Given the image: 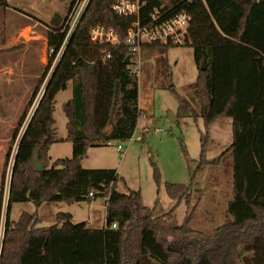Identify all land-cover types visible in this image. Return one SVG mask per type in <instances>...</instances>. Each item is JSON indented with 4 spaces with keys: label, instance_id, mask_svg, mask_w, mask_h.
I'll use <instances>...</instances> for the list:
<instances>
[{
    "label": "trees",
    "instance_id": "16d2710c",
    "mask_svg": "<svg viewBox=\"0 0 264 264\" xmlns=\"http://www.w3.org/2000/svg\"><path fill=\"white\" fill-rule=\"evenodd\" d=\"M142 1V19L156 9L163 19L180 12L191 16L186 45L193 48L198 67L194 85L202 102L201 112L196 113L191 102L177 94L171 74L166 80L178 96V119L201 116L205 121L199 169L220 166L229 152L233 155V196L226 221L216 229V245L192 263L184 262L185 250L170 249L160 237L154 210L144 204L140 190L119 191L115 169L83 167L90 147L128 142L143 112L139 77L133 73L137 54L125 43L137 17L117 15L112 9L114 0H89L70 35L67 18L56 14L48 24L49 62L58 60L14 156L0 264H264V0ZM8 7V0H0V9ZM3 24L0 54L12 50L2 48ZM97 25L116 31L121 42H93L90 31ZM204 61L206 69L201 68ZM70 82L72 97L62 106L67 137L60 139L55 127V98ZM39 87L28 101L13 138ZM225 117L232 119L233 141L221 155L208 159L210 130ZM64 140L72 142V157L52 161L51 146ZM37 152L44 165L42 172L35 169ZM165 187L176 205L164 216L185 202L188 214L175 230L189 233L202 200L201 195L194 200V193L201 189L179 183H166ZM99 197L106 202L102 228L74 222L72 213L63 211L57 214L54 225L46 227L38 226L37 212H23L18 220L10 218L14 203L32 202L39 207L50 202H91ZM1 205L0 200V215Z\"/></svg>",
    "mask_w": 264,
    "mask_h": 264
},
{
    "label": "rangeland",
    "instance_id": "374dc122",
    "mask_svg": "<svg viewBox=\"0 0 264 264\" xmlns=\"http://www.w3.org/2000/svg\"><path fill=\"white\" fill-rule=\"evenodd\" d=\"M72 1L8 0L9 7L0 9V24L5 22L1 28L5 37L2 48L12 49L0 54V254L16 149L58 60L57 57L52 64L49 62L48 24L58 14L63 19L67 18L71 33L79 10V15L83 10L78 8L85 0H76L70 10ZM141 63L138 75L139 104L143 112L134 136H141L142 139L126 143L113 141L110 145L90 147L82 165L84 168L115 169L119 174L116 183L119 191L140 190L144 204L154 210L160 237L170 249L185 250L187 256L184 262L192 263L196 256L216 245V229L226 221L228 202L233 196V155L229 152L220 166L209 165L200 170L201 135L206 132L204 119L201 116L180 117L177 125L181 136H177L176 123L170 120V113L178 112L177 94L190 101L196 113L202 109L194 85L198 67L193 48L189 45L166 48L145 46L141 52ZM168 74H171L177 94L168 88ZM42 75L44 79L40 84ZM38 85V95L28 109L16 138H13L14 129ZM71 97L72 82L55 98V127L60 139L67 137V117L62 106ZM145 129L148 131L143 132ZM232 141V119H218L210 130L206 157H218L230 147ZM119 146L122 148L119 149ZM72 154L70 141H59L50 148L52 161L72 157ZM166 183L185 184L202 190L194 193V200L199 195L202 200L189 233L175 230L188 214L185 202L164 216L176 205V201L166 192ZM61 211L72 213L74 222L85 221L92 228L105 226L106 202L101 197L91 202H50L39 207L32 202L14 203L10 218L18 220L23 212H37V218H40L38 226L46 227L56 223L57 214ZM183 238L186 240H179Z\"/></svg>",
    "mask_w": 264,
    "mask_h": 264
},
{
    "label": "built area",
    "instance_id": "2783aa9c",
    "mask_svg": "<svg viewBox=\"0 0 264 264\" xmlns=\"http://www.w3.org/2000/svg\"><path fill=\"white\" fill-rule=\"evenodd\" d=\"M89 0L78 9H83L77 20L74 21V27L77 25L82 13L84 12ZM84 5V7H83ZM145 6L142 0H114L113 11L120 16H136L137 19L129 27L125 43L137 54V63L133 66V73L139 75L141 72V52L147 44H171L173 46L186 45L188 42V29L191 16L187 12H180L170 18L163 19L160 10L156 9L147 19L140 17L141 10ZM77 9V7L74 8ZM76 12V11H75ZM79 15V16H78ZM71 33H69L70 35ZM90 37L93 42L119 44L121 42L119 34L113 29L103 25H97L90 31ZM148 129L143 130L147 132ZM141 136L134 135L129 141L141 140ZM122 147L119 146V149ZM92 196L93 193L91 192ZM116 228V225H113Z\"/></svg>",
    "mask_w": 264,
    "mask_h": 264
},
{
    "label": "water",
    "instance_id": "95a60500",
    "mask_svg": "<svg viewBox=\"0 0 264 264\" xmlns=\"http://www.w3.org/2000/svg\"><path fill=\"white\" fill-rule=\"evenodd\" d=\"M206 67H207V64L204 61L202 63L201 68L202 69H206ZM170 120L172 122H175L176 123V134H177V136H181V133L179 132L178 125H177V121H178L177 115L175 113L171 112L170 113ZM35 169H36L37 172H42L44 170V165L39 160V153L38 152L36 153V156H35Z\"/></svg>",
    "mask_w": 264,
    "mask_h": 264
},
{
    "label": "crops",
    "instance_id": "0c3cea01",
    "mask_svg": "<svg viewBox=\"0 0 264 264\" xmlns=\"http://www.w3.org/2000/svg\"><path fill=\"white\" fill-rule=\"evenodd\" d=\"M73 215V214H72Z\"/></svg>",
    "mask_w": 264,
    "mask_h": 264
}]
</instances>
